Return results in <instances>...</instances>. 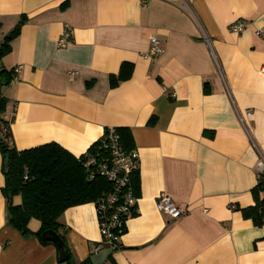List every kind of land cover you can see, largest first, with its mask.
Instances as JSON below:
<instances>
[{"label":"crops","instance_id":"1","mask_svg":"<svg viewBox=\"0 0 264 264\" xmlns=\"http://www.w3.org/2000/svg\"><path fill=\"white\" fill-rule=\"evenodd\" d=\"M238 19L244 30L229 31ZM20 20L0 58L15 149L55 142L78 157L124 127L138 153L137 214L103 264H264V224L240 211L264 174V0H0V45ZM152 35L163 53L145 58ZM4 184L0 152V264H59L38 220L27 235L9 223ZM160 193L180 218L157 211ZM59 223L73 262L99 251L92 203Z\"/></svg>","mask_w":264,"mask_h":264},{"label":"trees","instance_id":"2","mask_svg":"<svg viewBox=\"0 0 264 264\" xmlns=\"http://www.w3.org/2000/svg\"><path fill=\"white\" fill-rule=\"evenodd\" d=\"M22 20L4 37L0 45V58L9 52V43L19 34ZM1 81H9L5 71H1ZM130 74L129 66L122 65L121 75L111 77L113 84ZM3 83V84H4ZM5 99H0V152L3 158L8 157V171L4 173L5 184L3 193L7 198L9 223L22 234H31L28 222L36 219L40 222L38 231L34 233L42 244H53L42 239L46 230L57 232L66 244L64 232L61 231L59 217L68 208L85 203H92L102 191L111 188V184L102 178L87 180L83 166L85 153L76 157L55 142L46 143L37 147L16 150L10 131V120L4 118ZM122 147L129 151L133 149L131 134L127 128L115 127ZM106 129V128H105ZM98 139L86 150L91 153L97 149ZM26 176L27 178H24ZM131 183L135 194L138 193V169L133 173ZM254 204L240 209L243 217L251 219L253 224H264V174H260L257 184L251 191ZM19 195L21 203L13 205L11 199ZM126 232L123 229L122 235ZM54 245V244H53ZM67 245V244H66ZM99 250L108 249L98 244ZM121 248L120 241L116 251ZM111 258V256H109ZM61 264V263H59ZM65 264H91L90 257L82 262L75 263L70 258L67 248Z\"/></svg>","mask_w":264,"mask_h":264},{"label":"built area","instance_id":"3","mask_svg":"<svg viewBox=\"0 0 264 264\" xmlns=\"http://www.w3.org/2000/svg\"><path fill=\"white\" fill-rule=\"evenodd\" d=\"M245 22L238 19L229 25V31L240 33L245 28ZM71 30L65 28L58 39V47H65L71 41ZM256 35L264 39V29H258ZM163 53L159 39L152 35L149 38V48L143 55L145 58H156ZM21 66L12 69L14 78H17ZM259 71L264 74V65ZM5 119L8 115H5ZM98 147L91 153L85 152L83 161L87 180L96 178L107 180L111 188L102 191L92 202L95 207L100 242L102 246L114 250L120 241L126 222L137 214V194L133 189L131 179L133 173L139 168V157L135 148L125 150L116 132L115 127H107L98 139ZM12 145V141H10ZM24 178H27L24 176ZM156 209L172 219H178L182 211L166 193H160L156 199Z\"/></svg>","mask_w":264,"mask_h":264},{"label":"water","instance_id":"4","mask_svg":"<svg viewBox=\"0 0 264 264\" xmlns=\"http://www.w3.org/2000/svg\"><path fill=\"white\" fill-rule=\"evenodd\" d=\"M8 171V157L5 156L3 173ZM42 239L55 244L58 250V260L61 264H65L67 256V245L61 239L60 235L53 230H46L42 233ZM113 253L110 249H102L90 257L91 264H103Z\"/></svg>","mask_w":264,"mask_h":264}]
</instances>
